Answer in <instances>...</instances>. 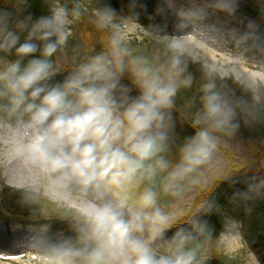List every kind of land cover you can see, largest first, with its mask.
Returning <instances> with one entry per match:
<instances>
[{
    "label": "clouds",
    "instance_id": "1",
    "mask_svg": "<svg viewBox=\"0 0 264 264\" xmlns=\"http://www.w3.org/2000/svg\"><path fill=\"white\" fill-rule=\"evenodd\" d=\"M30 3L0 6V151L37 223L30 251L0 260L207 264L211 230L203 217L217 205L197 194L212 193L227 178L215 170L222 137L238 132L240 118L249 125L264 120V72L246 76L234 67L236 57L210 61L205 54L223 34L207 23L211 12L232 16L238 0H163L155 15L171 10L173 34L139 22L140 0H128L127 14L102 0H46L50 14L39 18L26 11ZM81 20L101 34L99 51L69 48ZM255 33L249 21L245 32L229 35L239 47ZM145 40L154 45L151 54L135 46ZM192 63L202 70L198 106L185 114L194 132L172 159L173 112L181 90L196 82ZM232 76L246 98L218 83ZM195 104L193 98L188 107ZM262 192L264 179L232 199L250 201ZM53 218L66 231L54 232Z\"/></svg>",
    "mask_w": 264,
    "mask_h": 264
},
{
    "label": "trees",
    "instance_id": "2",
    "mask_svg": "<svg viewBox=\"0 0 264 264\" xmlns=\"http://www.w3.org/2000/svg\"><path fill=\"white\" fill-rule=\"evenodd\" d=\"M245 12L255 18L264 21V0H241ZM102 2L109 4L112 8L119 11L120 9L128 8V0H102ZM145 7L141 10V15H145L154 6L153 0H140ZM8 4V0H0V6ZM27 12H31L34 18L46 16L50 14V6L46 3V0H31L30 6L26 9ZM74 38L69 41V48L74 44H80L84 48L92 47L96 51L101 48L100 39L101 34L98 33L87 20H81L73 26ZM136 47L142 48L145 54H151L150 48L139 42H134ZM189 71L195 77V83L190 90H181V93L177 97V107L173 112L174 128L172 130L171 143H170V157L175 159V146L180 143L182 138L186 135H190L194 132V129L188 123L185 118V114H190L195 111V107L198 106V87L200 85L202 70L201 67L196 64L189 65ZM62 75L55 77L59 80ZM123 83L130 84V81L125 77ZM225 87V84L229 86L236 97H242V86L238 85L234 81H219ZM132 94H135L133 89ZM193 98L196 99V104L191 108L188 107L189 101ZM241 122V119H240ZM262 121L253 123L251 125L241 122L240 127H244V135L242 143H246L247 146L242 151H237L235 140H240L239 137H222V144L220 152L218 153V162L215 165L217 174L223 175L227 173V178L216 182V186L212 193L204 196L203 199H214L216 201V209L203 217L209 223L211 230V238L206 242L205 247L207 249L210 259L207 264H241L237 259H231L225 256L221 246L218 245V241L222 234L228 233V221L221 217L220 212L232 213L233 215H242L247 209V205H251V215L245 220L243 237L251 243L258 241H264V196L259 199H252L250 201L233 202V196L238 191H245L247 185L250 182H258L264 179V143L258 139V131L261 128L260 123ZM258 128V129H256ZM241 129V131L243 130ZM256 130V131H254ZM240 129L236 134H241ZM204 193H198L197 199ZM22 193L14 188H10L6 185H2L0 192V218L10 221L12 219L19 218L22 221H29L34 219L30 210L21 204ZM248 203V204H247ZM36 221V220H35ZM55 225H64L66 230V223L62 222L58 218L52 220ZM246 227V228H245ZM171 235V232L169 233Z\"/></svg>",
    "mask_w": 264,
    "mask_h": 264
},
{
    "label": "rangeland",
    "instance_id": "3",
    "mask_svg": "<svg viewBox=\"0 0 264 264\" xmlns=\"http://www.w3.org/2000/svg\"><path fill=\"white\" fill-rule=\"evenodd\" d=\"M154 6L145 15H140L139 22L145 26L150 24H158L161 26H166L165 30L169 34H173L176 31L175 25L177 23L175 16L172 14L171 10L164 15H155V11L158 7L163 6V0H153ZM178 4H188L191 0H176ZM211 0H196V3H210ZM128 11V10H127ZM127 11H120V14H127ZM152 19H149V17ZM254 22L256 25V33L255 36L239 47L236 46L234 37L229 35L233 29L236 30L237 34L243 33L246 31V25L248 22ZM207 23L209 25L219 26L223 30L222 36H220L216 43L210 44L206 50V56L210 61H219L223 60L227 57H236V61L234 63V67L238 68L241 72H243L246 76L250 75L253 72H264V21L258 18L252 17L248 15L243 8V4L240 0H238V5L236 12L232 16H226L222 12H211ZM143 44L148 46L151 51H153L154 45L145 40ZM71 55V51L69 52ZM196 64V66L201 67L200 63H192ZM225 81H234L238 85H241L236 79L235 76L226 78ZM242 86V85H241ZM224 89L231 93L232 89L225 84ZM242 97L246 98L244 89L242 87ZM241 122L243 123V119ZM261 128L258 131V139L260 142L264 143V120L260 123ZM244 127H240L243 129ZM258 129V128H256ZM244 129L241 131V134H235L234 137H239L240 140H235L234 144L236 145L237 151H242L246 145V143H242V138L244 133ZM256 131V130H254ZM244 138V137H243ZM264 165V163H263ZM8 164L5 160L4 153L0 151V192L2 190V185H6L10 188H14L13 176H11L8 172ZM12 181V182H11ZM208 193L204 192L200 195L197 200L203 199ZM264 196V192L262 194L255 196L254 200L259 199ZM248 204V203H247ZM251 205H247V209H250ZM51 207V205H49ZM250 211L245 210L243 214L233 215L232 213H221L225 219L229 221L228 233L222 234L220 240L218 241V245H220L225 256H228L231 259H237L241 264H264V241L258 243H252L243 238L242 232L244 231V222L249 216L252 214ZM15 219V218H14ZM55 219V218H53ZM16 221H12L8 223L6 220H0V230L3 231L5 227H8L7 233L8 237L0 238V256H7L10 254H16L18 252L28 253L30 251L29 244L32 240V234L21 237L19 232H14L15 230L27 231L29 228H32V224H24L22 220L19 218L15 219ZM19 221V222H18ZM239 221L240 226L238 229L232 228V222ZM8 223V224H7ZM246 228V227H245ZM64 230V225H55L53 224V231L60 232ZM30 234V233H29ZM0 264H29L28 259L17 261L15 259L10 260H0Z\"/></svg>",
    "mask_w": 264,
    "mask_h": 264
},
{
    "label": "bare ground",
    "instance_id": "4",
    "mask_svg": "<svg viewBox=\"0 0 264 264\" xmlns=\"http://www.w3.org/2000/svg\"><path fill=\"white\" fill-rule=\"evenodd\" d=\"M209 60V59H208ZM5 156V155H4ZM5 160L7 161V164H8V172L11 176H13V178H15V180H17V176H16V173L14 172L13 169L10 168L9 166V161L7 159V157L5 156ZM12 182V181H11ZM16 181L13 180V183H15ZM31 228H29L27 231H22V230H18L17 231L15 230L14 232H19L20 233V236L21 237H25V236H28V235H31L32 232L30 231ZM30 233V234H29ZM1 236H3V233H0Z\"/></svg>",
    "mask_w": 264,
    "mask_h": 264
}]
</instances>
